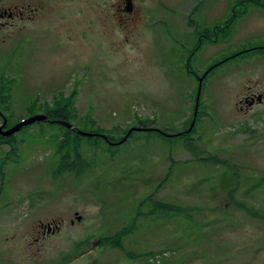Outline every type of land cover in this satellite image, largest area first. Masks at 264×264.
<instances>
[{
    "label": "rangeland",
    "instance_id": "rangeland-1",
    "mask_svg": "<svg viewBox=\"0 0 264 264\" xmlns=\"http://www.w3.org/2000/svg\"><path fill=\"white\" fill-rule=\"evenodd\" d=\"M231 2L152 0L145 25L138 22L127 40L109 22L87 23L91 12L85 10L77 24L87 30L84 38L77 37L75 25L69 28L74 39L38 30L14 57L0 47L1 94L8 100L2 115L11 122L28 117L26 109L33 104L75 88L78 116L89 109L96 124L115 137L135 127L137 118H155V127L184 131L201 78L200 116L189 134L198 145L195 153L178 137L120 139L114 155L105 147L87 149L84 142L92 170L57 177L60 125L33 122L17 131V150L10 158L5 156L9 145H1L0 264H144L127 259L125 251L149 252L154 264H264V184L256 185L264 177V99L249 108L239 103L248 92L264 93V50L230 59L203 83L201 75L195 79L184 70L196 42L194 19H208L207 9L214 19L224 17ZM192 8L198 9L195 14ZM65 29L54 31L62 37ZM254 46H264V9L249 7L228 37L204 42L191 65L201 74ZM213 154L236 166L242 182L234 199L244 201L253 216L234 206L221 184L229 168L198 159ZM148 196L183 205L194 220L152 215L143 221L135 210H148L140 203ZM133 220L142 226L122 238L125 251L100 248L98 233L114 234ZM81 241L80 251L66 259Z\"/></svg>",
    "mask_w": 264,
    "mask_h": 264
},
{
    "label": "trees",
    "instance_id": "trees-1",
    "mask_svg": "<svg viewBox=\"0 0 264 264\" xmlns=\"http://www.w3.org/2000/svg\"><path fill=\"white\" fill-rule=\"evenodd\" d=\"M258 7L264 9V0H245V7L244 10L241 12V15L247 14L249 7ZM239 16V15H238ZM229 26V25H228ZM230 27H223L220 34H214L204 37L201 36L200 39H198L194 45L191 47V50L187 52L185 62H184V70L185 72L191 76L195 77V79L199 78L201 75L202 77V83L205 77L215 68L220 67L224 63L228 62L230 59L244 55L246 52L250 50H264V46H254V47H248L245 49H242L240 51L235 52L234 54L228 55L224 57L220 62L217 63L216 66L209 68L205 72L197 73L192 68V58L194 54L203 46L204 42H212L216 43L218 41V38H224V36H227L230 32ZM216 37L215 39L211 38ZM4 78L1 80V84L5 83ZM1 86V85H0ZM75 89V88H74ZM72 89L71 92L67 95H63L62 92L56 93V95L52 96V99L50 102H45L42 105L34 106V104L27 108L26 111L30 115L36 114L38 112L44 113L47 115L49 120H64L68 123H72L74 125V128H68L65 127L62 124L56 123L54 121H46L47 123H56L61 126L62 128V135L58 138L56 142V152H57V163L54 168V174L57 177H60L63 174L66 173H74L75 175H81L85 172H90L91 164L87 161L85 156L83 155L82 146L84 142H86L87 149L91 148L93 150L96 149H105L109 151L110 155H114V151L119 149V144H113L109 141H119L124 136L125 141H129L130 139H133L134 137L141 138V137H156L158 139H166L167 137H178L181 138V141H183V144L190 148L192 153H195L197 150L196 144L192 142L191 139V132L194 130V126H196L197 121L199 120L200 114L197 112L194 116V113L191 114L189 121L186 122L188 126H190L191 122L193 121V125L190 131L185 132V130L188 128H185L184 131L182 130H176L169 127H155V118H137L135 120V127H129L123 129V136L115 137L113 133H110L109 131H106L105 129L101 128L99 125L96 124L92 112L88 109L83 115L78 116L77 109L74 106L75 103V90ZM197 91V88L195 90V93ZM8 102L6 97H1L0 99V113L2 114L6 108L4 109L2 107V103ZM200 105V97L198 106ZM195 110V105H194ZM24 116L17 118L14 122H11L10 119L7 117L5 126L14 124L17 120L22 119ZM77 120V121H76ZM2 122V121H1ZM44 121H36L35 123H43ZM23 126L21 129L27 127ZM81 130L84 132L92 133L90 135H83L79 134L76 130ZM100 134L106 136L104 138ZM190 134V135H189ZM149 135V136H148ZM15 133L10 136H2L0 135V146L3 144L9 145V150L6 153V157L10 158L12 155L16 153V145H15V139H14ZM54 138V137H53ZM134 138V139H135ZM109 140V141H108ZM124 141V142H125ZM83 142V143H82ZM176 141L172 142L174 144ZM105 147V148H104ZM199 160L208 161L211 164L216 165L217 167H225L229 168L228 171L222 172V177L220 178L221 184L227 188V194L229 196L230 201L233 203L234 206H236L239 209H242L249 215L253 216L254 212L249 208V206L246 205L244 201H236L234 199V191L237 190L238 187H240V183L242 182V177H240L239 173L236 171V166L234 164H231L228 159H223L217 157V155H209L208 157H198ZM227 173H229L227 175ZM264 184V177L259 179L256 183V185L261 186ZM140 203L147 204L148 210L142 211L140 207L138 209L136 208L135 213L137 216L143 217V221L147 219L148 216H155L162 215L163 217L168 218H175L178 220H181L183 222H186L188 224H191L194 220L193 213L190 211V209H186L183 205L175 204L163 200H154L150 196L143 198ZM145 218V219H144ZM156 219V218H155ZM142 226V223L138 224L135 220L129 225V227L125 226L124 228L116 231L114 234H109L108 230H105L103 232L98 233V243L102 250H116L123 249V243L122 238L127 234L128 232H131L134 228H140ZM200 231V228H196ZM84 241H81L80 243L76 244L73 247V252H71L66 259H68L73 254L80 251L81 246L83 245ZM125 251V248H124ZM127 259L131 260H137L139 262H144V264H154L152 262L148 261V257H151V253L149 252H131V251H125ZM188 257L193 258L194 252H190L187 254ZM143 258V261H142ZM95 261V262H94ZM92 264H99L96 260H94ZM162 264H169L167 261H163Z\"/></svg>",
    "mask_w": 264,
    "mask_h": 264
},
{
    "label": "flooded vegetation",
    "instance_id": "flooded-vegetation-1",
    "mask_svg": "<svg viewBox=\"0 0 264 264\" xmlns=\"http://www.w3.org/2000/svg\"><path fill=\"white\" fill-rule=\"evenodd\" d=\"M152 0H0V47L8 50L9 55L14 57L18 54L19 47H24L37 36L36 32L45 29L57 35L59 39L73 38L70 29L75 27V34L78 38H84L87 33L86 29L79 27L77 24L84 21L85 10L91 13L85 17L89 24H94L98 20L111 23L121 34L122 40H127L128 36L135 29L137 23H146L147 15L151 9ZM245 0H232L225 11L226 16H217L215 19L211 13H206L205 21L198 22L194 19L192 37L196 39L201 36L207 37L214 34H220L223 27H230L231 30L236 26L240 18L243 17L241 12L244 10ZM252 8H258L252 6ZM259 9V8H258ZM263 9V8H261ZM198 9H190L195 14ZM224 15V12H223ZM239 15V16H238ZM210 18V19H209ZM190 19V18H189ZM192 20V19H191ZM73 23V24H70ZM229 25V26H228ZM65 27L64 36L58 35L54 28ZM230 30V32H231ZM230 32L227 36L230 35ZM212 37V36H211ZM65 41V40H61ZM222 60V59H221ZM218 60L205 68L203 72L217 65ZM3 86H0V99L2 97ZM261 95L259 101L257 96ZM264 99L263 92H248L239 103L252 106L254 103L261 102ZM242 108V107H241ZM3 120V115L0 113ZM2 124V122H1ZM0 124V126H1ZM10 126H3L7 129ZM49 230L48 225L45 226ZM54 231V229H51Z\"/></svg>",
    "mask_w": 264,
    "mask_h": 264
},
{
    "label": "water",
    "instance_id": "water-1",
    "mask_svg": "<svg viewBox=\"0 0 264 264\" xmlns=\"http://www.w3.org/2000/svg\"><path fill=\"white\" fill-rule=\"evenodd\" d=\"M200 83H201V78H199L198 90H197V95H196V100H195L194 116L196 115V107H197L199 96H200V89H201V84ZM260 98H261V95H258L257 96V101H259ZM36 121H54L56 123L64 125L65 127L74 128V125L72 123H68V122H66L64 120H59V119L49 120L46 114H44V113H36V114L30 115L28 117H25V118H22V119L18 120L16 123L11 125L7 129H2V127L6 123V119L3 117L2 124L0 126V135H2V136H10V135L16 133L17 131H19L20 128H22L23 126L29 125V124H31L33 122H36ZM192 125H193V121L191 122L190 126L186 129L185 132L190 131V129L192 128ZM76 131L79 134H83V135H87V136L92 134V133L84 132V131H81V130H78V129ZM100 135L103 136L104 138H106V136H104L102 134H100ZM125 137H123L122 140H124ZM109 142L113 143V144H117V142H115V141H113V142L109 141ZM76 218L80 219V216H77Z\"/></svg>",
    "mask_w": 264,
    "mask_h": 264
}]
</instances>
